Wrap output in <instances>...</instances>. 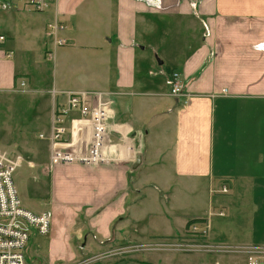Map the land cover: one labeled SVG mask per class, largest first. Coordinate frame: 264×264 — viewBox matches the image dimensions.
<instances>
[{
    "label": "crops",
    "instance_id": "0c3cea01",
    "mask_svg": "<svg viewBox=\"0 0 264 264\" xmlns=\"http://www.w3.org/2000/svg\"><path fill=\"white\" fill-rule=\"evenodd\" d=\"M33 13L0 11V94L22 82V92L43 87L49 130L53 90H102L114 102L107 144L115 160L51 167L48 131L38 135L47 139V162H25L35 178H49L48 246L65 243L71 262H87L130 242L179 235L194 217L211 218L213 241L264 245V0H57ZM56 14L68 43L48 68L40 52L50 46L46 29ZM174 72L183 96L171 94ZM29 100L40 109L41 98ZM81 121L71 114L67 137L84 150L91 127ZM28 253L29 246V260ZM130 257L100 263L230 260Z\"/></svg>",
    "mask_w": 264,
    "mask_h": 264
},
{
    "label": "built area",
    "instance_id": "2783aa9c",
    "mask_svg": "<svg viewBox=\"0 0 264 264\" xmlns=\"http://www.w3.org/2000/svg\"><path fill=\"white\" fill-rule=\"evenodd\" d=\"M57 0H0V11L29 10L36 13L47 12ZM157 2V0H155ZM66 25L59 17L48 22L46 36L51 46L45 52V58L54 62L58 48L65 46L68 39L64 35ZM5 37L0 35V41ZM171 94L183 96V82L180 74H172ZM24 82L21 83L23 87ZM225 91V90H224ZM54 103L48 139L51 146L49 165L91 164L100 165L116 158L111 156L112 146L107 144L109 122L114 114V102L111 92L89 91H52ZM77 112L81 122L91 127L88 146L83 150L70 147L68 118ZM44 138V134H40ZM89 138V137H88ZM82 139H85V134ZM25 159L22 155H11L0 148V264H32L27 258L29 241L34 234L47 236L51 232L53 212L45 209L35 212L26 207L15 183L14 174ZM227 191L226 186L222 188ZM223 215L222 212H219ZM213 225L210 217H194L189 220L183 234L156 237L143 243H132L109 251L105 255L136 254L139 252L160 253H234L248 256L247 264H264V246L238 245L217 242L211 239ZM97 257L91 258L96 259ZM84 261L83 263H85ZM81 263V264H83Z\"/></svg>",
    "mask_w": 264,
    "mask_h": 264
},
{
    "label": "rangeland",
    "instance_id": "374dc122",
    "mask_svg": "<svg viewBox=\"0 0 264 264\" xmlns=\"http://www.w3.org/2000/svg\"><path fill=\"white\" fill-rule=\"evenodd\" d=\"M33 15L39 16L40 13H33ZM51 41L52 40L48 38L46 43L49 42L51 46ZM50 46L48 48H50ZM44 52L46 51L42 49L40 54L44 55ZM46 62V64H48V68L52 66V62ZM21 88L23 89L24 87ZM21 88H16L14 92H5L0 94V148L7 151L11 155H22L25 159L24 163L28 161V159H34L37 162L39 160L41 163L47 162L48 142L47 139L40 138L38 135L39 133L46 134L49 131L50 103H48L46 97H43L44 91H40L43 89V87L38 89L33 88L36 91L31 90L30 92H22L23 90H21ZM30 96L41 98V102L39 104L40 109H37L36 112L33 109H30L31 107H29ZM25 139L31 142V146L29 145V142L28 144L27 142H24ZM43 147L45 148V150L43 149ZM31 148L35 150V154H38L36 157H32L34 151L31 150ZM110 154L111 156L116 157V154L114 152ZM24 163L14 174L15 183L17 185V188L19 189L18 191L22 198V201L32 210L42 211L48 208H52L53 206L51 203L52 200L51 191L49 188V178H38L37 174L34 172V175L36 176L35 178L30 172L27 163ZM49 202L51 203V205H49ZM131 243L133 242H130V244ZM225 243L238 245H259L250 242L248 243L245 241L237 242L236 240H230L229 242ZM51 244H53L51 247L50 244L48 246V235L42 236L34 232V235H32L29 241V247L32 251V253H28L30 254L29 262H31L32 264H81L83 260H86V258H80L78 261L71 262V259L73 258H68L67 255L69 249L65 243L54 242ZM34 252L36 254H34ZM222 254L226 255L227 257L229 256L228 258L230 260L224 261L225 259H223L224 262L221 261L220 264H243L241 260L244 259L243 257H245L246 259L245 264L247 263L248 256L246 254L244 256L241 254H234L230 252L217 253L213 254V256L218 257ZM108 258L117 260H134V257H130L129 254H110L105 255V257L96 258L93 260L91 258H87V262L83 264H102L100 262L103 261L104 263L108 260ZM202 260L203 261L201 262V264H208L207 261H204V259ZM216 263L219 264V259L216 260Z\"/></svg>",
    "mask_w": 264,
    "mask_h": 264
}]
</instances>
